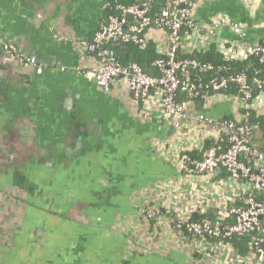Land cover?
Here are the masks:
<instances>
[{
    "label": "crops",
    "instance_id": "obj_1",
    "mask_svg": "<svg viewBox=\"0 0 264 264\" xmlns=\"http://www.w3.org/2000/svg\"><path fill=\"white\" fill-rule=\"evenodd\" d=\"M111 1L0 0V38L43 67L37 74L0 47V264H217L139 215L178 174L154 148L167 132L161 118L143 121L118 90L104 94L86 76L95 62L82 44ZM213 14L243 23L247 43H264V0L196 10L197 20Z\"/></svg>",
    "mask_w": 264,
    "mask_h": 264
},
{
    "label": "built area",
    "instance_id": "obj_2",
    "mask_svg": "<svg viewBox=\"0 0 264 264\" xmlns=\"http://www.w3.org/2000/svg\"><path fill=\"white\" fill-rule=\"evenodd\" d=\"M217 1L162 0L159 12L152 11L151 0L116 2L92 44H82L85 54L96 52L86 76L104 94L118 90L143 121L157 114L159 123L175 127L171 141L154 142V148L174 165L178 177L163 184L162 199L139 209V215L155 221L154 229L169 224L180 247L192 257L198 254V260L264 264V151L251 143L248 123L252 112L260 114L264 107V82L244 73L224 76L210 64L177 57L178 52L192 54L213 46L225 60L243 62L255 56L264 66V43H247L243 23L226 14L197 20L199 7ZM108 44H131L141 50L151 44L159 58L147 71L135 62L121 65L104 49ZM0 47L23 66L42 73L36 57L20 54L13 42L0 38ZM190 70L217 76L203 82ZM179 92L190 100H177ZM198 100L206 112L195 109ZM222 103L228 104L226 114L232 120L208 113ZM207 141L209 147L203 148ZM193 150H202L199 160L190 161L187 152ZM217 170L220 173L212 176ZM198 179L201 185L195 183ZM212 209H216L212 219L189 220L192 212L207 214ZM247 233L252 234L251 249L240 256L231 240Z\"/></svg>",
    "mask_w": 264,
    "mask_h": 264
},
{
    "label": "trees",
    "instance_id": "obj_3",
    "mask_svg": "<svg viewBox=\"0 0 264 264\" xmlns=\"http://www.w3.org/2000/svg\"><path fill=\"white\" fill-rule=\"evenodd\" d=\"M161 1L162 0H151L153 5L152 11L159 12L162 10L160 9L163 7ZM116 2L126 4V3H133L134 1L129 0V2H127L126 0H112L109 3L106 13L113 12V5ZM155 15L156 14L153 13L152 16ZM104 49L112 53L116 62L121 65H127L129 63L134 62L133 58L136 59L138 66H140V68L145 71H147L151 67V63L154 60L159 58L155 50L152 48L151 44H149L148 49L146 50H141L138 47L133 46L131 44H108L104 46ZM91 56L96 57V52L91 53ZM177 57L182 60L194 59L200 62L201 64H210L215 70L217 69L221 70V73L224 76H226L227 74L244 73L248 78L257 77L264 82V66L259 62L258 58L255 56H249L243 62H234L230 60H225L224 57L220 53H218L213 46H211L206 51L194 52L192 54H184L178 52ZM190 74L193 76V78L200 79L203 82H206L208 79L217 76V74H214L213 72H210L208 74H201L193 70H190ZM178 94L179 95L177 97V100L179 101L190 100L188 99L187 95L184 94V92H179ZM198 99L200 100L201 98ZM199 100L194 101L195 109L200 112H206V110H203V105L201 106V104L200 105L198 104ZM216 115L219 116V114ZM220 115H221L220 118L222 120L223 119L232 120V117L228 114H224V115L220 114ZM251 115L252 116L248 121L249 127L251 129L250 141L259 150L264 151V148H261L258 145V141H257L258 140L257 137H259V134L261 137L263 136L262 138L264 139V116L261 114H257L256 112H252ZM209 145L210 142L207 141L205 142L203 148H207L209 147ZM201 154H202V150L200 151L193 150L187 152V156L189 157L190 161L199 160ZM209 212L210 213L207 214H200L199 212L196 211L192 212L189 220L199 221L202 220L203 218L212 219V217L214 218L216 216V209H212ZM140 217L143 218V220L147 222L151 228H153L155 221L147 220L146 217H143L142 215H140ZM251 235H252L251 233L250 234L247 233L240 238H233V240H231V243L234 244V247L240 256L247 255L250 252ZM195 257L199 258L200 256L196 254Z\"/></svg>",
    "mask_w": 264,
    "mask_h": 264
},
{
    "label": "water",
    "instance_id": "obj_4",
    "mask_svg": "<svg viewBox=\"0 0 264 264\" xmlns=\"http://www.w3.org/2000/svg\"><path fill=\"white\" fill-rule=\"evenodd\" d=\"M27 1H29V2H36L37 0H27ZM126 57H127V56H126ZM133 61H134L135 63H137L136 59H134V58H133ZM236 72H238V71H236ZM153 74H154V72H153V71H150V75H153ZM154 118H155V119H160L161 116H160V115H154ZM174 133H175V127H174L173 125L169 126V127L167 128V132H166V136H165L164 141H165V142H170V141H171V138H172V136H173ZM219 173H220V170H217V171H215V172L212 174V176H217Z\"/></svg>",
    "mask_w": 264,
    "mask_h": 264
},
{
    "label": "rangeland",
    "instance_id": "obj_5",
    "mask_svg": "<svg viewBox=\"0 0 264 264\" xmlns=\"http://www.w3.org/2000/svg\"><path fill=\"white\" fill-rule=\"evenodd\" d=\"M201 179H198V180H196V182L195 183H199L200 185H201ZM194 194V193H193Z\"/></svg>",
    "mask_w": 264,
    "mask_h": 264
}]
</instances>
